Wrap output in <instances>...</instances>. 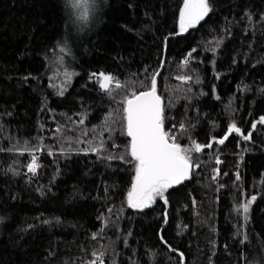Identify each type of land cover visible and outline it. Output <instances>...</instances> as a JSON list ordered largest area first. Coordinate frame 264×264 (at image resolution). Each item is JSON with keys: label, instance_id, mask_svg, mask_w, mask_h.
<instances>
[{"label": "trees", "instance_id": "1", "mask_svg": "<svg viewBox=\"0 0 264 264\" xmlns=\"http://www.w3.org/2000/svg\"><path fill=\"white\" fill-rule=\"evenodd\" d=\"M182 4L99 0L79 28L66 0H0V264H264V0H208L183 33ZM100 72L122 86L101 90ZM153 76L164 130L211 147L190 152L182 185L132 208L123 101ZM230 124L241 132L224 139Z\"/></svg>", "mask_w": 264, "mask_h": 264}, {"label": "snow or ice", "instance_id": "2", "mask_svg": "<svg viewBox=\"0 0 264 264\" xmlns=\"http://www.w3.org/2000/svg\"><path fill=\"white\" fill-rule=\"evenodd\" d=\"M76 6H79V2ZM209 11L208 0H183V6L179 12L180 32L183 33L194 26ZM88 15V11L85 10L81 18L87 19ZM61 51L64 49L61 48ZM184 63H187V60ZM65 75L70 79L72 74L66 73ZM90 79H96L100 89L108 92L109 95L112 92L113 81H115L116 88L122 86L120 81L115 80V77L104 72L93 73ZM181 79L186 78L181 77ZM123 118L126 121V134L130 137L128 154L135 162V176L127 194V202L129 207L142 209L149 206L157 196L164 198L168 188L187 179L189 171L193 167L190 152L192 150L200 152L204 147H211V143L201 145L193 141L194 149H184L164 130L163 107L161 98L156 94L155 76L152 77L149 90L141 91L138 95L133 92L130 98L124 99ZM260 123H264V117L260 118ZM180 127L183 128L184 125L181 124ZM252 127L255 128L256 124L254 123ZM233 132L240 133L241 129L235 124H230L224 139ZM170 139L171 142H169ZM224 139L217 142L223 144ZM243 139H250V134L243 136ZM92 151H96V149L93 148ZM217 163H220L218 158ZM27 167L29 172H36L39 167L36 156L32 157V161ZM237 179H239V175H237ZM255 199L256 197L253 196L239 206L245 217ZM165 203H167L166 199ZM45 222L47 223V221ZM90 264H96V261H92Z\"/></svg>", "mask_w": 264, "mask_h": 264}, {"label": "rangeland", "instance_id": "3", "mask_svg": "<svg viewBox=\"0 0 264 264\" xmlns=\"http://www.w3.org/2000/svg\"><path fill=\"white\" fill-rule=\"evenodd\" d=\"M66 1L72 16L77 20L76 24L79 28L84 23H85L84 25H87L92 20H94L93 16L97 12L99 0H66ZM78 2H79V6H76ZM85 10L88 11L89 15L87 19H82L81 16ZM56 51L57 52L54 53L49 60L50 62L49 68L52 71L51 79L53 83L56 85L57 90H62L70 80L65 74L71 73L72 69L68 64V59L65 57V55L61 54L62 52L61 48H58V50ZM37 154L38 152L33 153L31 155V158L33 156H37Z\"/></svg>", "mask_w": 264, "mask_h": 264}, {"label": "water", "instance_id": "4", "mask_svg": "<svg viewBox=\"0 0 264 264\" xmlns=\"http://www.w3.org/2000/svg\"><path fill=\"white\" fill-rule=\"evenodd\" d=\"M182 6H183V4H182ZM181 6V7H182ZM151 88V87H150ZM150 88H148V89H145V90H141V91H147V90H149ZM141 91H139V92H137L136 94L138 95ZM156 94L158 95V93H157V91H156ZM159 96V95H158ZM131 97V96H130ZM130 97H128V98H130ZM160 97V96H159ZM261 117H264V116H260L259 117V121H260V118ZM124 122H125V132H126V121L124 120ZM127 135V134H126ZM128 137V136H127ZM128 141H129V143H130V137H128ZM170 142V141H169ZM201 145H207V144H201ZM194 147V146H193ZM208 147H204L202 150H205V149H207ZM191 170L192 169H190V171H189V174L191 173ZM189 176V175H188ZM186 181V179H184L180 184H176V185H173L172 187H178V186H180V185H182L184 182ZM131 186H132V183H131ZM130 189H131V187H130Z\"/></svg>", "mask_w": 264, "mask_h": 264}, {"label": "built area", "instance_id": "5", "mask_svg": "<svg viewBox=\"0 0 264 264\" xmlns=\"http://www.w3.org/2000/svg\"><path fill=\"white\" fill-rule=\"evenodd\" d=\"M31 161H32V158H31Z\"/></svg>", "mask_w": 264, "mask_h": 264}]
</instances>
